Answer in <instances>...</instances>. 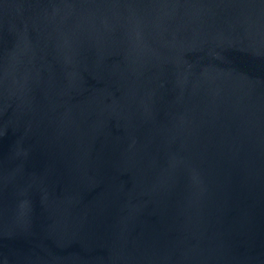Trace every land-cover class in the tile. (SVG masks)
Here are the masks:
<instances>
[{"label": "water", "instance_id": "1", "mask_svg": "<svg viewBox=\"0 0 264 264\" xmlns=\"http://www.w3.org/2000/svg\"><path fill=\"white\" fill-rule=\"evenodd\" d=\"M0 264H264V0H0Z\"/></svg>", "mask_w": 264, "mask_h": 264}]
</instances>
